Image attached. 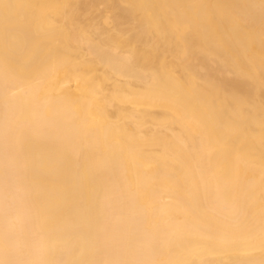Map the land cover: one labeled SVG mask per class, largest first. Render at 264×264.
I'll return each instance as SVG.
<instances>
[{
	"label": "bare ground",
	"instance_id": "obj_1",
	"mask_svg": "<svg viewBox=\"0 0 264 264\" xmlns=\"http://www.w3.org/2000/svg\"><path fill=\"white\" fill-rule=\"evenodd\" d=\"M0 264H264V0H0Z\"/></svg>",
	"mask_w": 264,
	"mask_h": 264
}]
</instances>
